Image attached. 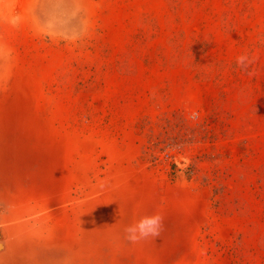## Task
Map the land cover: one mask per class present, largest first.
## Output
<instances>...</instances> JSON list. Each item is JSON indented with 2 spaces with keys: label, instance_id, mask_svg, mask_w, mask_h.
<instances>
[{
  "label": "rangeland",
  "instance_id": "rangeland-1",
  "mask_svg": "<svg viewBox=\"0 0 264 264\" xmlns=\"http://www.w3.org/2000/svg\"><path fill=\"white\" fill-rule=\"evenodd\" d=\"M0 264H264V0H0Z\"/></svg>",
  "mask_w": 264,
  "mask_h": 264
},
{
  "label": "clouds",
  "instance_id": "clouds-1",
  "mask_svg": "<svg viewBox=\"0 0 264 264\" xmlns=\"http://www.w3.org/2000/svg\"><path fill=\"white\" fill-rule=\"evenodd\" d=\"M18 22V17L12 20L14 26L17 25ZM161 227L162 218L159 215L143 217L135 225L125 229L126 239L135 243L149 236H158Z\"/></svg>",
  "mask_w": 264,
  "mask_h": 264
}]
</instances>
